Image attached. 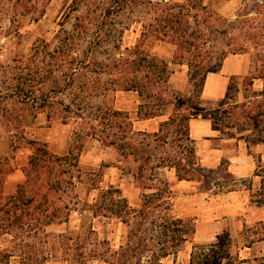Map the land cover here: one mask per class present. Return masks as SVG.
I'll list each match as a JSON object with an SVG mask.
<instances>
[{
  "label": "trees",
  "instance_id": "1",
  "mask_svg": "<svg viewBox=\"0 0 264 264\" xmlns=\"http://www.w3.org/2000/svg\"><path fill=\"white\" fill-rule=\"evenodd\" d=\"M49 2L0 0V47L2 38L20 44V19L39 20ZM75 10V22L58 33L56 46L41 40L29 53L16 49L9 60L0 59V98H15L35 114L45 113L50 122L75 125L65 153L27 138L22 126L16 141L27 142L33 151L23 167L25 179L9 195L3 193L4 176L12 166L0 154V236L9 235L12 242L0 248V264H9L12 257L21 264H47L56 257L70 264H163L176 258L196 226L192 217L177 212L174 182L161 170L174 169L178 180L197 181L205 191L224 185L209 172L226 183L239 180L227 157L216 170L201 163L191 131L207 76L219 71L229 54H249V71L232 75L225 97L206 110L213 125L231 129L256 155L255 175L261 184L254 190L250 182L248 189L252 201L264 206V161L252 149L264 143V0H247L235 17L221 14L206 0H76ZM134 24L139 37L124 45ZM149 41L171 45V59L149 53ZM170 63L188 67L185 90L172 84ZM256 80L262 88L255 86ZM118 91L137 93L135 118L113 103ZM148 119H157L155 130L135 127L136 120ZM89 139L114 151L117 162L105 165L133 177L141 190L138 205L120 187L101 186L102 169L81 165ZM79 182H86L89 192L98 190L92 201L80 197ZM73 212L83 220L78 230L47 229L69 222ZM86 217L120 220L127 227L125 240L115 247L100 239L92 221L85 226ZM262 240L260 220L245 227L241 248ZM235 241L219 236L217 244L196 247L200 250L189 264H221Z\"/></svg>",
  "mask_w": 264,
  "mask_h": 264
},
{
  "label": "rangeland",
  "instance_id": "2",
  "mask_svg": "<svg viewBox=\"0 0 264 264\" xmlns=\"http://www.w3.org/2000/svg\"><path fill=\"white\" fill-rule=\"evenodd\" d=\"M215 10L223 15L235 17L240 7L247 0H206ZM76 0H50L45 14L37 21L29 17L21 18V32L23 34L21 43L16 40L2 38L0 47V59L9 60L16 49L24 53L31 52L32 47L46 40L52 46L58 44L57 35L62 29H70L75 22L78 10H75ZM5 23L8 24L7 20ZM127 30L123 39L124 45H133L139 37V27ZM16 42V43H15ZM149 53L171 59L172 47L160 41H149L145 45ZM249 65L248 56H233L228 62L227 71L219 70L210 74L207 84L202 91V107L193 112L191 118L192 135L196 139L197 153L201 163L208 169H218L224 157L232 162L230 169L239 177L232 184L226 183L216 172L210 173L214 182H220L217 190L205 191L197 181L180 182L174 170L162 169L161 175L174 182L177 190L176 210L182 216L192 217L196 232L191 241L179 252L178 256L164 259L163 264H189L196 250L203 246L205 248L217 244L219 236H231L236 241L231 249V256H225L221 264H264V240L257 241L251 247L241 248L243 244L244 229L246 226L264 221V206H258L252 201L251 191L259 188L261 177L255 175L257 166L256 155H250L243 142L238 144L237 136L230 129H221L215 126L210 119L207 110L216 104L227 90V85L232 72L242 76ZM172 84L185 90L189 74L187 66H179L170 63ZM241 80V78H238ZM259 84L257 83V86ZM112 98V96H111ZM113 103L131 113L135 118L138 96L133 91H118L113 94ZM157 119L135 121L137 129L153 130L157 127ZM27 138L46 142L51 149L58 153L69 150L73 140L74 123H62L61 121L50 122L45 113L35 114L25 105L20 104L15 98H0V154L8 157L12 171L4 176V195L16 191L18 183L25 179L23 167L27 165L29 156L33 149L27 142L16 141L21 136V129ZM21 138V137H20ZM14 149V145H16ZM255 154L261 153L264 161V144L253 148ZM81 165L85 169H102L101 186L114 184L121 188L122 193L130 199L133 205L140 201V188H138L133 177L126 171L116 166H107L117 162L114 151L104 146L97 139H89L80 156ZM217 180V181H216ZM88 185L79 182L76 191L82 199H92L98 190L88 191ZM85 226L92 221L100 239H108L111 244L118 247L125 240L127 227L118 219H93L86 217ZM82 217L78 212H73L69 222L53 223L47 229L51 232H68L78 230L81 227ZM9 235L0 236V248L12 244ZM244 261H240V260ZM9 264H21L18 257H12ZM47 264H70V262L52 258ZM88 264H112L103 260H93Z\"/></svg>",
  "mask_w": 264,
  "mask_h": 264
},
{
  "label": "crops",
  "instance_id": "3",
  "mask_svg": "<svg viewBox=\"0 0 264 264\" xmlns=\"http://www.w3.org/2000/svg\"><path fill=\"white\" fill-rule=\"evenodd\" d=\"M238 55H240V56H248L249 57V54H229L226 58H225V60H224V63H223V65H222V67L220 68V70H222V71H225L226 69H227V65H228V62H229V60L231 59V57H233V56H238ZM183 66H186V65H183ZM227 71V70H226ZM248 71H249V65H248V68H247V70H246V72H244L243 73V75H245V74H247L248 73ZM218 72V71H217ZM215 72H212V73H209L208 74V76H207V79H206V82H205V84H207V81H208V78H209V76H210V74H214ZM232 75H238V74H236V73H233L232 72V74H231V76ZM231 78V77H230ZM229 82H230V79H229ZM229 82H228V84H229ZM257 83L259 84L258 86H257ZM205 86V85H204ZM255 86L256 87H258V88H262V86H263V83H262V81H260V80H256V82H255ZM227 90H228V85H227ZM227 90H226V92H225V94L224 95H219V97H221V99L222 98H224L225 97V95H226V93H227ZM220 99V100H221ZM148 120H151V119H148ZM138 121H145V120H138ZM157 128V127H156ZM156 128H154L153 130H155ZM148 130V129H147ZM231 130V129H230ZM191 131H192V126H191ZM233 132V131H232ZM236 136H237V142H238V144L240 143V142H243L244 143V145H245V148L247 149V147H246V143L244 142V140H242L241 138H240V136L239 135H237L236 134ZM194 137V136H193ZM262 144H264V143H259V144H257V145H255V146H253V148H255V147H258V146H260V145H262ZM252 148V149H253ZM254 151V150H253ZM247 152H248V149H247ZM255 153V152H254ZM248 154H249V152H248ZM257 154H261V153H257ZM250 155H253V154H250ZM262 155V154H261ZM262 158H263V156H262ZM231 161V160H230ZM231 164H232V162H231ZM231 164H230V166H231ZM170 170H174V169H170ZM175 171V170H174ZM232 171V170H231ZM233 172V171H232ZM234 173V172H233ZM235 174V173H234ZM236 175V174H235ZM180 182H182V181H191V180H179Z\"/></svg>",
  "mask_w": 264,
  "mask_h": 264
}]
</instances>
